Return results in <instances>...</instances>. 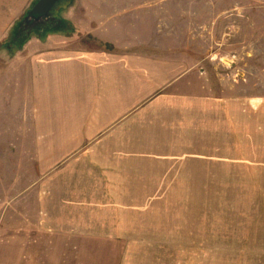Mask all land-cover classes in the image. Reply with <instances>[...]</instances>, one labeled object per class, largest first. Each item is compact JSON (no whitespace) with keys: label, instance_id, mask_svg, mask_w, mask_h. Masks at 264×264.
Listing matches in <instances>:
<instances>
[{"label":"rangeland","instance_id":"obj_1","mask_svg":"<svg viewBox=\"0 0 264 264\" xmlns=\"http://www.w3.org/2000/svg\"><path fill=\"white\" fill-rule=\"evenodd\" d=\"M100 2L131 10L119 50L180 55L227 106L185 108L187 137L175 140L189 143L162 159L111 162L132 170L126 194L103 191L92 161L42 170L27 146L7 144L0 113V264H264V0ZM76 5L62 0L24 37L47 38Z\"/></svg>","mask_w":264,"mask_h":264},{"label":"crops","instance_id":"obj_2","mask_svg":"<svg viewBox=\"0 0 264 264\" xmlns=\"http://www.w3.org/2000/svg\"><path fill=\"white\" fill-rule=\"evenodd\" d=\"M35 1L0 0V46ZM71 8L62 19L73 25L72 36L34 38L0 54V113L8 115L1 126L12 130L7 144L27 146L25 158L41 161L42 170L92 161L103 191L126 194L132 170L117 172L111 162L162 159L164 146L189 143L175 140L187 137L185 108L227 103L214 101L205 74L178 54L119 50L114 31H125L130 9L100 0ZM85 36L106 49L81 47ZM123 200L119 207L127 206Z\"/></svg>","mask_w":264,"mask_h":264},{"label":"trees","instance_id":"obj_3","mask_svg":"<svg viewBox=\"0 0 264 264\" xmlns=\"http://www.w3.org/2000/svg\"><path fill=\"white\" fill-rule=\"evenodd\" d=\"M38 1L39 0H36L32 4V6L30 7V9L27 11L25 16L12 27V29L9 33V35H10L9 38L7 40H5L3 42V44H1L0 47L8 48L10 53L14 54L17 51L21 50L24 47V45L29 41L30 38H25L24 35H25V33L28 34V32L30 31L29 28L33 24L28 23V22L24 23V21L26 20L27 16L29 15V13L31 12V10L34 8L35 4ZM51 23L52 24H50V25H52V26H49V24H48V26H46L47 31L44 30V31H46L47 37L49 35H54V34L64 35L66 32L67 33L68 32L73 33V31H74L73 25H71V23H68L64 19L58 18V19L53 20V22H51ZM38 25H36V26H38Z\"/></svg>","mask_w":264,"mask_h":264},{"label":"water","instance_id":"obj_4","mask_svg":"<svg viewBox=\"0 0 264 264\" xmlns=\"http://www.w3.org/2000/svg\"><path fill=\"white\" fill-rule=\"evenodd\" d=\"M62 0H39L26 18L27 22L33 21L40 24L51 17L53 8Z\"/></svg>","mask_w":264,"mask_h":264}]
</instances>
